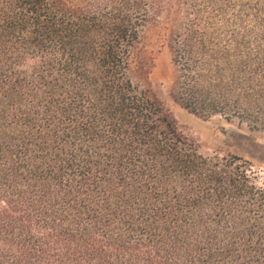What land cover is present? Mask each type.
I'll return each instance as SVG.
<instances>
[{
    "label": "trees",
    "instance_id": "1",
    "mask_svg": "<svg viewBox=\"0 0 264 264\" xmlns=\"http://www.w3.org/2000/svg\"><path fill=\"white\" fill-rule=\"evenodd\" d=\"M188 114L264 134V0H0V264H264V187Z\"/></svg>",
    "mask_w": 264,
    "mask_h": 264
},
{
    "label": "rangeland",
    "instance_id": "2",
    "mask_svg": "<svg viewBox=\"0 0 264 264\" xmlns=\"http://www.w3.org/2000/svg\"><path fill=\"white\" fill-rule=\"evenodd\" d=\"M172 69L166 49L157 54L151 80L160 97L173 113L180 130L207 157L235 155L246 161L248 174L259 187H264V134L250 132L236 123L216 117L203 120L188 114L169 96Z\"/></svg>",
    "mask_w": 264,
    "mask_h": 264
}]
</instances>
